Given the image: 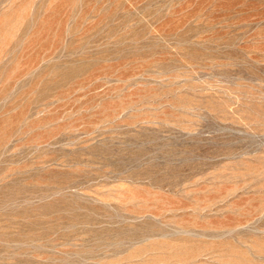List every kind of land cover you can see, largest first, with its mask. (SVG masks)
<instances>
[{
  "label": "rangeland",
  "instance_id": "obj_1",
  "mask_svg": "<svg viewBox=\"0 0 264 264\" xmlns=\"http://www.w3.org/2000/svg\"><path fill=\"white\" fill-rule=\"evenodd\" d=\"M0 264H264V0H0Z\"/></svg>",
  "mask_w": 264,
  "mask_h": 264
}]
</instances>
